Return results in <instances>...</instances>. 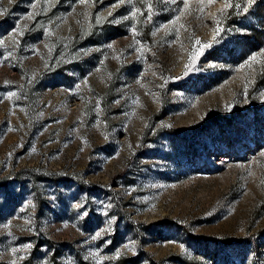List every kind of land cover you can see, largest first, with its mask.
<instances>
[{
	"label": "rangeland",
	"instance_id": "374dc122",
	"mask_svg": "<svg viewBox=\"0 0 264 264\" xmlns=\"http://www.w3.org/2000/svg\"><path fill=\"white\" fill-rule=\"evenodd\" d=\"M189 3L0 0V264H264V0Z\"/></svg>",
	"mask_w": 264,
	"mask_h": 264
},
{
	"label": "snow or ice",
	"instance_id": "6c2138e0",
	"mask_svg": "<svg viewBox=\"0 0 264 264\" xmlns=\"http://www.w3.org/2000/svg\"><path fill=\"white\" fill-rule=\"evenodd\" d=\"M211 2H212V0H209V3H211ZM198 3H200L202 5L203 4V0H198ZM254 3H255V0H248V6L249 7L252 4H254ZM226 7H231V5L230 4H226ZM237 7H239V5H237ZM189 9H190L189 0H184V10H185V12H187ZM244 10L247 11V8H245ZM200 11H203V7L200 8ZM133 15H135V13ZM179 19H180V17L178 16L176 18V20H174L172 23L175 24L177 21H179ZM181 27H183V25H181ZM215 31L218 33L220 31V28L217 27V29ZM196 43L199 45L200 41H196ZM207 47H211V45L210 44L201 45V48H207ZM200 54H202V53H200ZM252 59L255 60V57H252ZM186 67H188V66L186 65ZM10 95H14V93L10 94ZM262 155H264V153H262Z\"/></svg>",
	"mask_w": 264,
	"mask_h": 264
}]
</instances>
